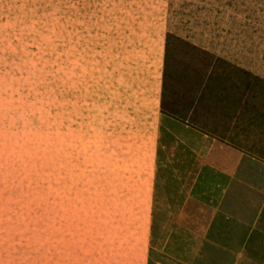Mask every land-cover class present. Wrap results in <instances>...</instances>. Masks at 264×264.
<instances>
[{
    "label": "rangeland",
    "instance_id": "1",
    "mask_svg": "<svg viewBox=\"0 0 264 264\" xmlns=\"http://www.w3.org/2000/svg\"><path fill=\"white\" fill-rule=\"evenodd\" d=\"M217 1L0 0V264H264V161L160 110L215 72L264 155V0Z\"/></svg>",
    "mask_w": 264,
    "mask_h": 264
},
{
    "label": "crops",
    "instance_id": "2",
    "mask_svg": "<svg viewBox=\"0 0 264 264\" xmlns=\"http://www.w3.org/2000/svg\"><path fill=\"white\" fill-rule=\"evenodd\" d=\"M217 1V0H216ZM218 2V1H217ZM219 4V2H218ZM214 14L212 16V19L209 20L208 12L206 14H203L198 19H191L189 21L190 25H188V29H186L184 32H182V35L179 33H170L171 37L174 36V39H178V37L181 39V37L184 38V41L186 40L187 43L191 44V47L200 53H222L225 52V46H226V39H225V32H226V23H225V17L224 13H222L223 7L221 6V13H220V20H219V13H217L218 8L215 9ZM229 28V27H227ZM181 33V31H180ZM238 50L239 49H235ZM168 50L166 49L165 52ZM220 61H225L222 58H217ZM209 70H217L214 67H211ZM211 76V77H210ZM210 76L201 82H199L197 85L198 89L195 91L197 94L194 96L188 97V100L186 104L184 103V107H186L184 116L176 114L172 111L168 110H162L160 106V110L162 113L170 114V116L178 119H182L187 124H190L194 127H200L201 125H205L206 127H211L212 121H215L216 125L220 129L222 133H225V137L221 138L226 143L240 149V156H239V168L244 164H255L257 161L261 162L264 161V155L262 154V151L260 154H258L257 150L258 147L254 145L247 146L248 148L244 149L240 145H236L232 143L231 140H228V135L234 134L235 131H240L241 124V112L238 111L241 108H238L237 105L230 104L229 106L226 104L228 99H225L224 95H221V100L218 101L215 98L216 92L213 91L212 87H210V83L215 84L218 79H213V77L219 78L218 74H215V72H212ZM219 83V82H218ZM220 91H223L222 89ZM219 91V92H220ZM162 100V93L160 94V104ZM215 102H218L217 105ZM229 107V108H228ZM217 109H220L221 112ZM233 113L230 116L226 117L225 115L228 113ZM250 117V116H249ZM248 127L249 133L254 129V132L256 131V126L253 125L250 121L244 126ZM201 128V127H200ZM205 128V127H204ZM251 129V130H250ZM208 130V131H207ZM211 130L206 129L205 133H210ZM223 133V134H224ZM257 145V144H255ZM261 149H264V147H261ZM255 153L256 155H259L261 157L252 155L250 153ZM260 158V159H258ZM243 163V164H242ZM242 164V165H241ZM238 168V170H239Z\"/></svg>",
    "mask_w": 264,
    "mask_h": 264
},
{
    "label": "trees",
    "instance_id": "3",
    "mask_svg": "<svg viewBox=\"0 0 264 264\" xmlns=\"http://www.w3.org/2000/svg\"><path fill=\"white\" fill-rule=\"evenodd\" d=\"M229 108V107H228ZM263 151H264V149H263Z\"/></svg>",
    "mask_w": 264,
    "mask_h": 264
}]
</instances>
